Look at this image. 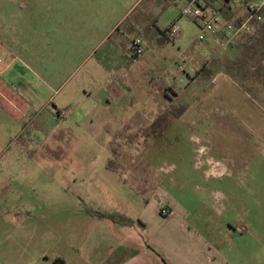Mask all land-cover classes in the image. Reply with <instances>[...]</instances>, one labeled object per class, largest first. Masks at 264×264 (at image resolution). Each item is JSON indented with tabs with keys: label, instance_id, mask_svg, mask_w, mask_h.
Listing matches in <instances>:
<instances>
[{
	"label": "rangeland",
	"instance_id": "obj_1",
	"mask_svg": "<svg viewBox=\"0 0 264 264\" xmlns=\"http://www.w3.org/2000/svg\"><path fill=\"white\" fill-rule=\"evenodd\" d=\"M152 1L143 2L131 20L146 9L150 17ZM19 2L43 10L52 1L0 0V8L19 10ZM159 7L156 3L151 12L157 28L165 31L176 22L180 39L149 47L139 36L145 28L139 29L136 38L147 54L136 64L131 92L125 94L130 96L124 98L132 103L122 109L117 129L59 126L56 138L47 131L31 138L30 128L26 155L0 162V264H60L58 259L70 264L84 250L75 234H82L88 210L125 213L123 228L140 238L137 216L161 204L156 194L146 203L139 191L159 187L162 175L174 180L185 174L193 192L207 158L226 172L247 171L248 179L264 175V36L235 33L239 21H249L250 11L243 6L220 17L218 32L233 35L221 47L213 36L199 41L201 27L180 16V6ZM114 17L108 8L101 18L107 31ZM172 102L186 104L188 111L175 118L168 109ZM116 131L120 138L111 143L109 134ZM24 138L13 143L12 152H21ZM110 157L119 172L107 167Z\"/></svg>",
	"mask_w": 264,
	"mask_h": 264
},
{
	"label": "crops",
	"instance_id": "obj_2",
	"mask_svg": "<svg viewBox=\"0 0 264 264\" xmlns=\"http://www.w3.org/2000/svg\"><path fill=\"white\" fill-rule=\"evenodd\" d=\"M122 1L50 0L43 10L36 5L27 9L24 2H19V10L0 8V162L26 155L24 137L30 128L31 138L44 131L56 138L59 126L110 124L117 129L122 109L132 103L124 98L130 96L125 94L131 92L129 82L141 60L127 71L128 53L139 29L157 20L151 12L158 3H150V17L146 9L131 20L146 0H131L129 5ZM243 1L229 0L221 18L245 6ZM173 5L180 6L183 16L184 2ZM108 8L115 17L107 31L101 18ZM164 39L156 35L152 43ZM109 137L111 143L120 138L117 131ZM23 138L25 147L12 152L13 143ZM206 170L198 174L193 192L185 174L174 180L162 175L159 187L139 191L146 203L156 194L161 204L157 212L146 214L145 209L137 216L140 238L123 228L125 213L88 210L82 234H75L84 250L70 264H264V175L248 179L245 170L221 169L207 176ZM163 208L170 216L161 215ZM243 226L247 232L240 231Z\"/></svg>",
	"mask_w": 264,
	"mask_h": 264
},
{
	"label": "built area",
	"instance_id": "obj_3",
	"mask_svg": "<svg viewBox=\"0 0 264 264\" xmlns=\"http://www.w3.org/2000/svg\"><path fill=\"white\" fill-rule=\"evenodd\" d=\"M184 6L182 7L181 14L188 18H192L200 23L201 31L198 35L199 41H205L208 36H213L218 39L221 47H227L231 43L232 36L230 32L226 34L218 32V24L220 22L221 11L228 4L227 0H219L221 3L217 6L214 5L217 0H182ZM214 5V6H213ZM264 5V0H261V4L251 2L249 4V11L251 17L249 21L244 22L239 28H236L235 33L244 32L246 34L253 35L255 33V26L252 24V19L255 16V11L259 10ZM181 29L177 24H173L165 32V38L169 41H175L180 37ZM145 45L141 38H135L132 42L128 58L130 61L137 62L145 55ZM181 72H185V67H181ZM206 165L207 176H216L221 170L219 163L214 162L211 158H207L202 161V166ZM171 212L168 208L161 210V215L164 217L170 216ZM241 232H247L248 228L243 226L240 228Z\"/></svg>",
	"mask_w": 264,
	"mask_h": 264
},
{
	"label": "trees",
	"instance_id": "obj_4",
	"mask_svg": "<svg viewBox=\"0 0 264 264\" xmlns=\"http://www.w3.org/2000/svg\"><path fill=\"white\" fill-rule=\"evenodd\" d=\"M158 4L161 7V10L164 11L166 8L169 7V5H171L172 3H176V1L178 0H157ZM229 0H227L226 2H228ZM255 0H244L243 1V5H245V7H247V9L249 10V4L251 2H254ZM255 16L252 19V24H254L255 26V35H261L264 36V5L261 6L259 8V10H256L255 12ZM157 20H153L150 22L149 26H147L144 30L140 31V37L149 41L150 44H153L152 42H155V38L156 35L158 34L159 36H163L165 37V31H160L157 28L156 25ZM242 22H244V20L239 21V25H242ZM158 32V33H157ZM154 35V36H153ZM130 64L127 68V71H129V69L131 68V65L134 64L132 61H128ZM188 106L186 104L183 103H179V102H172L169 104L168 109L170 114H172L175 118H179L181 117L187 110ZM118 159V158H117ZM110 165H108V168L119 172L120 167L118 166L116 160L113 158L112 160H110ZM58 262L60 264H65V261L62 259H58Z\"/></svg>",
	"mask_w": 264,
	"mask_h": 264
}]
</instances>
